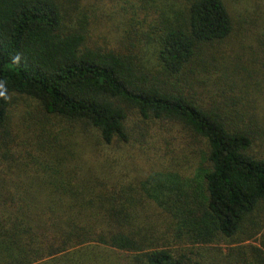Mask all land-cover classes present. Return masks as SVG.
Instances as JSON below:
<instances>
[{
    "label": "trees",
    "instance_id": "1",
    "mask_svg": "<svg viewBox=\"0 0 264 264\" xmlns=\"http://www.w3.org/2000/svg\"><path fill=\"white\" fill-rule=\"evenodd\" d=\"M92 1L147 22L100 42L77 0H0V264H264L261 3ZM154 124L202 139L189 176L79 148Z\"/></svg>",
    "mask_w": 264,
    "mask_h": 264
},
{
    "label": "rangeland",
    "instance_id": "2",
    "mask_svg": "<svg viewBox=\"0 0 264 264\" xmlns=\"http://www.w3.org/2000/svg\"><path fill=\"white\" fill-rule=\"evenodd\" d=\"M89 2L91 3L89 4ZM248 2L252 1L248 0ZM259 2L262 5L263 16H261V19L264 20V0H259ZM77 3L79 7H84V9H93V13L97 15L95 18H91L89 26L93 32L94 38L100 42L106 41L114 43L118 40V37L122 35H124V37H130L132 35L130 33L133 32L129 30L130 26L127 23L128 19L132 16L135 18L138 17V22H136V20L134 22L137 29L143 25V20L141 19L143 15L140 14L138 10L133 12L132 8H134V6L125 4L120 10L123 12H120L116 9H114L115 11L113 9L109 10L110 6H103V3L102 6L104 8L102 9L100 8L102 7L101 5L96 4V2L92 0H77ZM125 18L127 20L123 23ZM143 22H147V20ZM240 38L241 37L233 36L228 45L239 46ZM226 53L229 54L227 49ZM146 59L151 61L152 57H146ZM202 90L203 88L201 87V94L206 96V93ZM204 96H200L199 94L200 99ZM14 106L17 107L14 109V119L19 121L20 108L25 109L26 103L19 99ZM179 127V125L175 126V128H170V126L160 127L158 124H154L152 126L153 135L147 138V143L141 146L143 148L138 147L140 145L136 143L135 144L138 146L123 144L120 147L117 144H101L91 135L83 138L79 148L84 149L88 147L94 150L98 149V153L102 155L104 162H110L117 167H120V163H126L132 166L136 172L147 173L152 170H170L182 176H189L195 170L199 162L204 159V154L206 152L205 146L203 147L200 137L185 136L184 132L179 131ZM114 169L118 170L117 168ZM117 174H119V172ZM153 218L156 222H164V217L158 218L153 215ZM158 226L159 223L156 224L155 231L163 232L164 229H159Z\"/></svg>",
    "mask_w": 264,
    "mask_h": 264
}]
</instances>
